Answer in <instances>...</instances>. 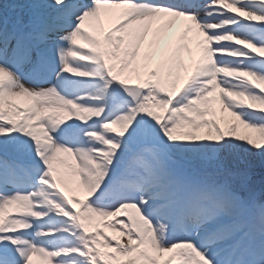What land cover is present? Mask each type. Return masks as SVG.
Instances as JSON below:
<instances>
[{
	"label": "snow or ice",
	"instance_id": "obj_1",
	"mask_svg": "<svg viewBox=\"0 0 264 264\" xmlns=\"http://www.w3.org/2000/svg\"><path fill=\"white\" fill-rule=\"evenodd\" d=\"M238 149L264 156V0L0 3V264H264Z\"/></svg>",
	"mask_w": 264,
	"mask_h": 264
},
{
	"label": "trees",
	"instance_id": "obj_2",
	"mask_svg": "<svg viewBox=\"0 0 264 264\" xmlns=\"http://www.w3.org/2000/svg\"><path fill=\"white\" fill-rule=\"evenodd\" d=\"M245 155H246L247 159H245V160H233L230 162L231 164L228 166V168H232L234 171H236L237 174L238 173L243 174L246 171V168L241 167V163H245L246 161H249L246 163H252V161H253V163H255L258 166L264 163V160L255 158L259 154L246 153ZM238 156L241 157L242 154L239 152Z\"/></svg>",
	"mask_w": 264,
	"mask_h": 264
},
{
	"label": "rangeland",
	"instance_id": "obj_3",
	"mask_svg": "<svg viewBox=\"0 0 264 264\" xmlns=\"http://www.w3.org/2000/svg\"><path fill=\"white\" fill-rule=\"evenodd\" d=\"M6 1H8V3H11L12 2V0H6ZM217 109H218V105H217Z\"/></svg>",
	"mask_w": 264,
	"mask_h": 264
}]
</instances>
